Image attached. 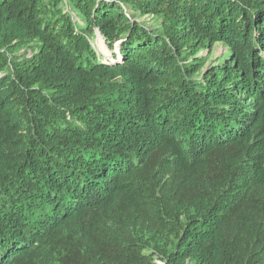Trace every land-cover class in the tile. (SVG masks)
Masks as SVG:
<instances>
[{
	"label": "trees",
	"instance_id": "1",
	"mask_svg": "<svg viewBox=\"0 0 264 264\" xmlns=\"http://www.w3.org/2000/svg\"><path fill=\"white\" fill-rule=\"evenodd\" d=\"M0 264H264V0H0Z\"/></svg>",
	"mask_w": 264,
	"mask_h": 264
},
{
	"label": "rangeland",
	"instance_id": "2",
	"mask_svg": "<svg viewBox=\"0 0 264 264\" xmlns=\"http://www.w3.org/2000/svg\"><path fill=\"white\" fill-rule=\"evenodd\" d=\"M140 21L146 23L148 26L156 25L157 21L152 19L151 17H143L139 19ZM90 42L92 46L95 48L96 52L98 53V56L102 61L108 60V57L111 56L110 52L107 51L102 39L100 38L99 34L96 33L94 38L90 39ZM115 51H117L115 49ZM227 53V48L222 44H216L214 48L212 49V52H202L200 55L208 56V60L205 64L204 68H210L214 66L217 60L225 56ZM19 55H31L30 49L28 47H24L20 50ZM110 58V57H109Z\"/></svg>",
	"mask_w": 264,
	"mask_h": 264
}]
</instances>
